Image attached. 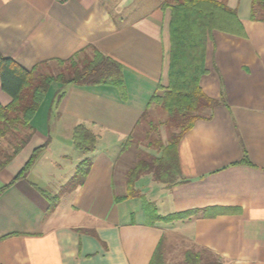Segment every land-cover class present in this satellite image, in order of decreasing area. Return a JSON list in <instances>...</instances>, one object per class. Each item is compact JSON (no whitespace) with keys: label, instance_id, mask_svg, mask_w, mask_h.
Instances as JSON below:
<instances>
[{"label":"crops","instance_id":"obj_1","mask_svg":"<svg viewBox=\"0 0 264 264\" xmlns=\"http://www.w3.org/2000/svg\"><path fill=\"white\" fill-rule=\"evenodd\" d=\"M163 1L0 0V56L31 70L93 46L122 65L126 88L122 98L112 86L67 85L44 124L35 122L39 107L28 142L0 170V264H148L160 242L163 264H182L186 251L205 264H264V22L250 20L251 0H218L236 11L243 35L207 37L199 85L219 104L178 142V183L166 187L144 174L134 183L138 195L127 196L138 150L158 156L136 144L122 148L157 85L168 83ZM9 102L0 83V105ZM80 124L97 136L94 151L73 147ZM45 142L25 178L13 181ZM82 159L91 166L66 214L30 177L37 167L72 176ZM144 199L159 217L190 215L152 223Z\"/></svg>","mask_w":264,"mask_h":264},{"label":"trees","instance_id":"obj_2","mask_svg":"<svg viewBox=\"0 0 264 264\" xmlns=\"http://www.w3.org/2000/svg\"><path fill=\"white\" fill-rule=\"evenodd\" d=\"M170 9L168 83L166 87L157 85L151 95L140 120L145 117L153 105L165 115V125L169 130L167 141L160 138L149 140L155 125L145 133L146 147L152 148L158 156L138 150L135 165L127 173L128 197H136L134 189L136 180L150 174L152 179L171 187L178 183L179 162L176 147L180 139L189 131L197 120H209L218 101L206 96L200 88L199 81L206 72L204 58L207 37L212 31H222L234 35H243V27L237 18L236 11L218 0H164L162 10ZM250 20L264 22V0H251ZM90 50V54L86 53ZM60 70L55 74H38L39 66L26 70L10 58L0 56V83L2 91L10 97L6 106L0 105V139L10 140L11 151L0 150V170L3 169L26 145L33 128L31 120L52 84L61 87L76 86H112L122 98L126 95L123 80V67L114 58L103 54L93 46L76 52L66 60H53ZM50 62H43L46 65ZM62 98L57 95L56 105ZM139 120V121H140ZM97 136L83 124L73 129L72 141L77 150L91 152L95 150ZM128 137L122 152L131 144ZM48 145V142L36 147L27 162L20 169L14 180L25 178L37 155ZM91 162L83 160L76 167L71 179L74 189L81 185L88 174ZM42 196L50 202L51 207L57 198H51L47 192L40 190ZM146 216L151 222L183 219L190 213L172 214L159 217L154 205L144 199ZM148 264H163L161 242L153 252ZM182 264H205L199 252L186 251Z\"/></svg>","mask_w":264,"mask_h":264},{"label":"rangeland","instance_id":"obj_3","mask_svg":"<svg viewBox=\"0 0 264 264\" xmlns=\"http://www.w3.org/2000/svg\"><path fill=\"white\" fill-rule=\"evenodd\" d=\"M86 53L90 54V50H86ZM60 70V68L58 67V65L56 63L50 62L46 65H41L36 69V72L38 74H55ZM65 87V86H64ZM60 85L58 84H52L46 94L45 99L43 100V103L40 105V113H38V117L35 120V122L37 123L39 121H41V118L44 122H42L43 124L47 122V112H48V108L49 106L52 105V110H53V114L55 115L54 112V106L56 105V101H57V95L56 92L57 91H63L61 90L62 88ZM83 97L84 99L88 98L87 93L84 94L83 92L80 94L79 97ZM89 100V99H87ZM42 115V117H41ZM64 121H68L69 119L64 116L61 118ZM165 121V115L164 113L159 109V107L153 105L151 107L150 110L147 111V114L145 115V117H143L140 120V123L138 125V127L134 130L133 134H132V144H136L138 145L140 148L142 149H147L148 148L145 146L147 143V140L145 139V133L149 130L150 125L149 123H152L153 125H155V130H152L151 134H150V138L149 140H153L155 138H160L161 140H163L164 142L167 141V138L169 136V130L167 128V126L165 125V123H163ZM10 140H12V142H14L13 138H8L7 140L4 139H0V150H5L6 152H10L11 151V145H10ZM74 147V146H73ZM57 148V146H52L51 149L55 150ZM142 151V150H140ZM149 151H152V153L156 154V151H154L152 148H149ZM81 152V151H80ZM84 151H82L83 153ZM40 154H38L37 158L40 157ZM71 157H73V155L71 154ZM2 155L0 154V159H2ZM85 159H82L80 162H82ZM78 162V164L80 163ZM58 163L61 165L62 168L65 167V164L68 165L67 162H60L58 161ZM78 164L75 165V169H74V173L76 170V167L78 166ZM56 167H58L56 165ZM69 167H66V169H68ZM50 171L47 174H43L44 171L41 173V171L38 169V167L36 169H34V174L30 177L31 180L36 181V183L40 184V187L43 188V190H45L47 192V194L51 197V198H57L61 201V207H60V211H63L64 213H68L70 210L68 209L69 207V202L71 200L72 197V187H71V179L74 176V174H72V176L70 174H65V176H61L59 174H56L55 172L52 171V169H49ZM76 188V187H75ZM56 205H54L55 207ZM187 242H185L186 244ZM184 248V245L182 246ZM176 249H180V248H176ZM182 249H180L179 251H181ZM182 252V251H181ZM181 257L178 256V258L176 257V261L178 260L177 263H179Z\"/></svg>","mask_w":264,"mask_h":264}]
</instances>
